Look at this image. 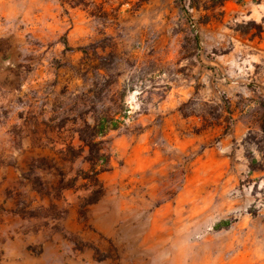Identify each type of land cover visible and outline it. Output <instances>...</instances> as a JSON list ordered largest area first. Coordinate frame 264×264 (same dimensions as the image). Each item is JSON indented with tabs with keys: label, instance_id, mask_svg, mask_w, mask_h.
I'll return each instance as SVG.
<instances>
[{
	"label": "rangeland",
	"instance_id": "374dc122",
	"mask_svg": "<svg viewBox=\"0 0 264 264\" xmlns=\"http://www.w3.org/2000/svg\"><path fill=\"white\" fill-rule=\"evenodd\" d=\"M0 264H264V0H0Z\"/></svg>",
	"mask_w": 264,
	"mask_h": 264
},
{
	"label": "trees",
	"instance_id": "16d2710c",
	"mask_svg": "<svg viewBox=\"0 0 264 264\" xmlns=\"http://www.w3.org/2000/svg\"><path fill=\"white\" fill-rule=\"evenodd\" d=\"M220 1H221V3H222V2L225 1V0H220ZM114 125H115V124H112L111 126L114 127ZM100 133H101V132H100ZM90 154H91V149H90ZM90 156H91V155H90ZM97 157H98V156H97ZM99 157H100V159L104 160V156H103V155H99ZM93 158H94V157H92V156H91V158H88L89 161H91V163H92ZM100 171H102V170H100V169L97 170V172H100ZM228 223H229L228 220H224V221H221V222H219L218 224H216L215 227H218V226H226Z\"/></svg>",
	"mask_w": 264,
	"mask_h": 264
}]
</instances>
